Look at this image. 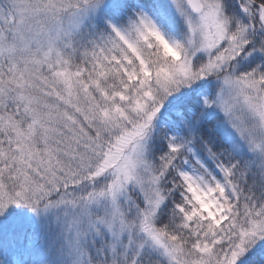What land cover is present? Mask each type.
<instances>
[{
    "label": "snow or ice",
    "instance_id": "1",
    "mask_svg": "<svg viewBox=\"0 0 264 264\" xmlns=\"http://www.w3.org/2000/svg\"><path fill=\"white\" fill-rule=\"evenodd\" d=\"M0 264H264V0H0Z\"/></svg>",
    "mask_w": 264,
    "mask_h": 264
}]
</instances>
